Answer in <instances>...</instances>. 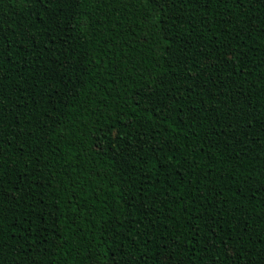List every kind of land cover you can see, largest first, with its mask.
Segmentation results:
<instances>
[{
	"label": "trees",
	"instance_id": "16d2710c",
	"mask_svg": "<svg viewBox=\"0 0 264 264\" xmlns=\"http://www.w3.org/2000/svg\"><path fill=\"white\" fill-rule=\"evenodd\" d=\"M0 264H264V0H0Z\"/></svg>",
	"mask_w": 264,
	"mask_h": 264
}]
</instances>
